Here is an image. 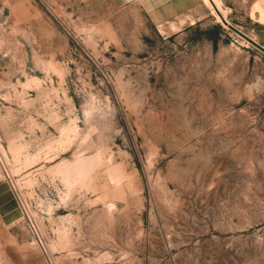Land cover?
I'll return each instance as SVG.
<instances>
[{
  "label": "rangeland",
  "instance_id": "rangeland-1",
  "mask_svg": "<svg viewBox=\"0 0 264 264\" xmlns=\"http://www.w3.org/2000/svg\"><path fill=\"white\" fill-rule=\"evenodd\" d=\"M220 1L0 0V264H264V0Z\"/></svg>",
  "mask_w": 264,
  "mask_h": 264
},
{
  "label": "crops",
  "instance_id": "crops-1",
  "mask_svg": "<svg viewBox=\"0 0 264 264\" xmlns=\"http://www.w3.org/2000/svg\"><path fill=\"white\" fill-rule=\"evenodd\" d=\"M117 2L127 0H116ZM130 3L135 0H128ZM150 19L162 29H185L206 17L205 0H136ZM18 205L6 182H0V222L11 225L18 216Z\"/></svg>",
  "mask_w": 264,
  "mask_h": 264
},
{
  "label": "bare ground",
  "instance_id": "bare-ground-1",
  "mask_svg": "<svg viewBox=\"0 0 264 264\" xmlns=\"http://www.w3.org/2000/svg\"><path fill=\"white\" fill-rule=\"evenodd\" d=\"M206 1L214 9V13L216 14V16L218 17L219 20H221V17L219 15V11L222 12L226 16L225 10L221 5L220 0H206ZM260 9H261L262 18H264V6H260Z\"/></svg>",
  "mask_w": 264,
  "mask_h": 264
},
{
  "label": "water",
  "instance_id": "water-1",
  "mask_svg": "<svg viewBox=\"0 0 264 264\" xmlns=\"http://www.w3.org/2000/svg\"><path fill=\"white\" fill-rule=\"evenodd\" d=\"M224 22L226 24H228L231 28H233L234 30H236L237 32H239L242 36H244L245 38H247L250 42H252L253 44H255L258 48H260V49H262L264 51V46L263 45H261L260 43H258L254 39H252L251 37L247 36L245 33L241 32L240 30H238L237 28H235L225 18H224Z\"/></svg>",
  "mask_w": 264,
  "mask_h": 264
}]
</instances>
